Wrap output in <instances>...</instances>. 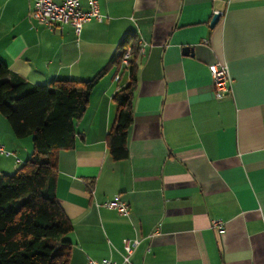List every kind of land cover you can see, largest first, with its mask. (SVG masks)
<instances>
[{"label": "crops", "instance_id": "crops-1", "mask_svg": "<svg viewBox=\"0 0 264 264\" xmlns=\"http://www.w3.org/2000/svg\"><path fill=\"white\" fill-rule=\"evenodd\" d=\"M98 2L103 20L78 34L34 19L31 0H0V61L33 84L93 79L126 34L139 35L128 157L113 159L106 137L131 55L99 79L74 146L57 153L55 193L73 223L68 264L121 262L125 238L138 241L131 264H264V0ZM217 62L233 79L223 98L209 70ZM0 142L1 177L31 157L33 140L0 113ZM116 194L129 216L97 205Z\"/></svg>", "mask_w": 264, "mask_h": 264}, {"label": "trees", "instance_id": "trees-1", "mask_svg": "<svg viewBox=\"0 0 264 264\" xmlns=\"http://www.w3.org/2000/svg\"><path fill=\"white\" fill-rule=\"evenodd\" d=\"M139 41L136 32L126 34L109 65L86 81L33 84L0 61V113L17 138H33L31 157L0 177V264H68L73 223L55 193L57 153L74 146L76 122L91 92L111 65L121 63L130 46V82L115 93L117 112L106 137L113 159L128 157Z\"/></svg>", "mask_w": 264, "mask_h": 264}, {"label": "built area", "instance_id": "built-area-1", "mask_svg": "<svg viewBox=\"0 0 264 264\" xmlns=\"http://www.w3.org/2000/svg\"><path fill=\"white\" fill-rule=\"evenodd\" d=\"M32 5L30 8V15L37 21L52 28L54 24H70L76 32L79 34L83 28V25L95 18L99 21L103 20V14L100 11V5L98 0H89L88 9H82L80 6V0H63L61 3H56L53 0H31ZM220 15L223 12L217 11ZM140 46H142L140 44ZM131 55V49L128 47L123 55L122 62L128 64L129 57ZM211 76L213 79V92L217 98H223L224 96L232 93L233 79L230 76L229 69L226 64L217 62L209 67ZM119 76H117L118 79ZM0 153H8L4 146L0 142ZM103 207L114 209L121 215L129 216L130 205L124 201L119 194H116L113 198L106 200L102 204H98ZM213 226L218 230L223 229V222L215 220ZM124 253L122 255V261L117 262L111 258L105 257L102 259L89 258L87 264H131V254L134 247L137 245V240H131L125 238Z\"/></svg>", "mask_w": 264, "mask_h": 264}, {"label": "water", "instance_id": "water-1", "mask_svg": "<svg viewBox=\"0 0 264 264\" xmlns=\"http://www.w3.org/2000/svg\"><path fill=\"white\" fill-rule=\"evenodd\" d=\"M219 19H220V14L219 13H215L213 18H212V20H211V22H210V25L214 26L219 21ZM190 50H191L190 47H185L184 48L185 52H189Z\"/></svg>", "mask_w": 264, "mask_h": 264}, {"label": "rangeland", "instance_id": "rangeland-1", "mask_svg": "<svg viewBox=\"0 0 264 264\" xmlns=\"http://www.w3.org/2000/svg\"><path fill=\"white\" fill-rule=\"evenodd\" d=\"M31 138H32V136H31ZM32 140H33V138H32Z\"/></svg>", "mask_w": 264, "mask_h": 264}]
</instances>
